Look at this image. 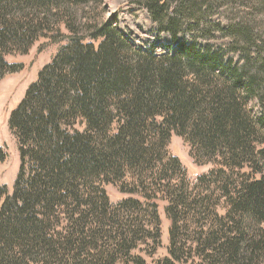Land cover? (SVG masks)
I'll return each mask as SVG.
<instances>
[{
	"label": "trees",
	"instance_id": "16d2710c",
	"mask_svg": "<svg viewBox=\"0 0 264 264\" xmlns=\"http://www.w3.org/2000/svg\"><path fill=\"white\" fill-rule=\"evenodd\" d=\"M101 3L0 0V80L22 68L7 56L66 41L10 115L20 166L0 187V264H147L133 252L161 244L158 201L171 224L157 264H263L264 0H130L163 50L99 19ZM174 134L214 167L192 182ZM109 184L131 197L113 204Z\"/></svg>",
	"mask_w": 264,
	"mask_h": 264
},
{
	"label": "rangeland",
	"instance_id": "374dc122",
	"mask_svg": "<svg viewBox=\"0 0 264 264\" xmlns=\"http://www.w3.org/2000/svg\"><path fill=\"white\" fill-rule=\"evenodd\" d=\"M96 11L99 13V19L101 20L115 18L119 28L138 47L147 48L155 45L157 48L161 47L159 48L160 50H163L171 44L169 35L165 34L158 37L156 24L152 21L147 11L130 3V0H103V3L99 4L98 9H95L93 13ZM62 31L63 34H67L64 27H62ZM223 41L226 40H214L213 42L219 44ZM64 44H66L65 40L54 41L51 38H41L34 43L27 54H13L6 58L9 63L22 65L19 71L7 74L0 80V146L8 154L6 160L0 164V187L6 186L10 194L13 191L20 166L18 141L9 128L10 115L25 97L28 87L37 81L39 72L51 62ZM177 44L175 43L173 48ZM77 128L82 130L84 126L81 124ZM167 149L169 154L179 158L186 169L188 178L192 182L198 176L207 173L214 167L212 164L196 163L191 155L190 144L180 135L174 134L171 137ZM105 190L113 204L131 197V195L121 192L117 185H106ZM157 204L161 220V244L151 257L142 251L145 246L141 247L142 250L133 252L134 255L143 256L147 264H157L159 260L168 256L171 221L165 214L166 202L158 201ZM226 209V201L223 200L219 209L220 214L224 215ZM118 264L123 263L119 262Z\"/></svg>",
	"mask_w": 264,
	"mask_h": 264
}]
</instances>
